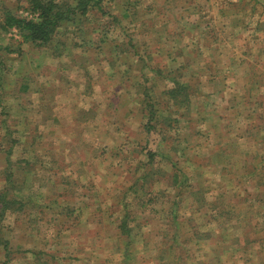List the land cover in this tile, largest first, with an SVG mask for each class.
Masks as SVG:
<instances>
[{"label": "rangeland", "instance_id": "1", "mask_svg": "<svg viewBox=\"0 0 264 264\" xmlns=\"http://www.w3.org/2000/svg\"><path fill=\"white\" fill-rule=\"evenodd\" d=\"M30 9L0 0V264H264V0L91 2L44 46Z\"/></svg>", "mask_w": 264, "mask_h": 264}, {"label": "trees", "instance_id": "2", "mask_svg": "<svg viewBox=\"0 0 264 264\" xmlns=\"http://www.w3.org/2000/svg\"><path fill=\"white\" fill-rule=\"evenodd\" d=\"M103 1L104 0H79L78 6L72 7L68 5H61L55 0H31L30 10L32 13L38 14L37 18L18 16L13 14L11 11L7 10L5 13V24L7 26L6 28L15 27L20 31V34L25 42H32L35 45L44 46L53 39L55 31L60 26L63 20L69 18L72 14L76 13L78 9H81L83 12H85L91 2L101 4V2ZM183 91H186V94L183 99H181L180 105L182 107H186L190 104V92L188 91L185 85L179 83L177 87L171 88L168 94L171 100H174L175 103H179V97L181 94H183ZM148 94L149 93H147V95ZM151 157H154L153 153H151ZM156 168L157 167H155V165H152L150 171L153 170L155 172L157 170ZM181 178L182 175L180 174L179 170L171 174V185H179L182 181ZM16 204V196H10L9 190L4 191L0 195V214L4 215L7 210H16ZM177 243H179V240L177 236H175L171 239V244L169 245V247L167 249H163L162 253L167 250L173 249ZM5 248L7 249V252L5 254V262L3 264H8V262L13 258V251L8 246V242H5ZM52 257L57 260L55 255H53ZM177 257L181 261L184 259V256L181 252L177 253ZM159 259H161V257H159ZM162 260H166V263L169 260V262L173 264L178 262L176 258L170 259V257L166 254L163 255ZM53 262L54 260H52V264H54ZM41 264L51 263L48 260H45L41 262Z\"/></svg>", "mask_w": 264, "mask_h": 264}]
</instances>
